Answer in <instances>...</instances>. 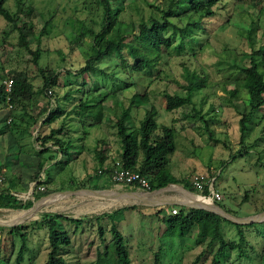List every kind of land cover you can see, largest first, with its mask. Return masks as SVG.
<instances>
[{"label":"rangeland","instance_id":"374dc122","mask_svg":"<svg viewBox=\"0 0 264 264\" xmlns=\"http://www.w3.org/2000/svg\"><path fill=\"white\" fill-rule=\"evenodd\" d=\"M156 1L164 0H123L122 3L119 1L118 5L124 8L120 15L123 20L119 25L120 29L137 32L136 21L141 14L147 16L150 12H154V7L148 5V2L156 3ZM23 2L25 6L31 4L38 12L34 16L36 32H39L44 20L51 16V22L46 31L39 36V40L31 39V47L42 48L38 60L40 65L53 67L58 72L59 86H55L54 90L61 95L68 87V84L64 85L65 81L72 78L66 69L82 65L90 52L91 39L85 32L83 36L81 34L84 31L83 26L92 24V17H96V5L86 3L84 0H23ZM5 5L10 10H15L18 3L17 0H6ZM202 24L203 29L195 31L197 41L187 37L182 43H178L176 36L172 46L163 51L159 63L150 71L146 69L140 72L133 71L120 66L113 57L103 63V67L106 71L114 68L116 77L107 78L94 72V77L88 78L86 85L88 88H95L96 79L110 89L119 82L118 78L125 79L129 84L116 91L115 96L107 97L104 102L105 116L100 123L79 124L74 119L71 120L72 117H76L74 113H71V118H67V127L70 133L68 139L73 146L68 149V153L74 154L76 159L66 164L63 162L66 158L61 156L59 162L51 163L47 167L45 164L41 166L40 171L46 174V177L50 176L47 183H40L45 186L43 191H35L36 179L33 177L38 170L36 164L38 155L35 152L39 149L40 143L36 141L35 136L37 131L41 130L39 124L37 121H32L30 115L19 112L17 108V112H14V121H9L11 122L9 124L6 113L8 110L6 107H1L0 160L5 159L2 160L3 164L5 162V167L0 169V173L4 178L9 175V165L12 163L10 161L14 158L18 157V161L22 162L28 161L27 166L21 164L22 162L20 166L18 164L12 166L17 175L21 174L23 182L18 185V190H14L11 194L20 201H25L32 194L41 196L54 191L80 187L96 188L97 185L107 189H133V186L127 184L107 185L108 181L104 183L101 176H93L97 169L95 149L104 147L109 158L113 156L115 159L118 158L119 138L115 126L117 115L122 107L128 104L129 96L133 92L142 93L146 90L147 102L130 110L131 123L137 126L143 116L144 108L152 104L157 110L155 118L158 124L173 126L175 149L167 155L166 164L175 177L180 182L187 180L190 183L194 174H204L207 179H213V187L221 194L218 202L222 206L230 207L236 214L243 215L263 210L264 104L254 111L246 132L240 140L238 119L241 113L249 109V102L247 88L242 80L243 75L233 67L232 61L235 58L240 63H246L247 53L262 42L264 3L258 8L251 7L247 2L226 0L219 4L213 16L204 18ZM251 25L252 29L248 36L246 30ZM6 28L8 26L0 15V80L14 69H25L32 76L34 86L41 84L40 78L36 75V66L31 61V54L18 45L17 32L3 36ZM126 39L134 40L130 35ZM72 41H80V43L71 45ZM125 49L127 52V48ZM126 56L128 60L131 59L129 55ZM184 67L203 75L206 85L192 91L191 103L168 111L164 108L163 92L185 94V89L182 87L185 83ZM263 67L260 65L264 72ZM59 99L66 109L71 108L76 102V99L70 101H65L62 97ZM42 101L44 99H40L37 105L31 104L32 107H29L31 114L36 112ZM195 110H198L201 116ZM43 116L44 114L40 118ZM58 123H60L59 120L55 124ZM31 125L34 128H30ZM47 129L44 127V132ZM49 148L52 151L48 150L42 154L43 156L47 157L49 152H52L55 157L58 156L56 147ZM43 174L40 172L37 180L39 178L41 181L46 180ZM3 183L4 181L0 183V187ZM191 191L197 193L195 189ZM87 192L80 190L72 193L57 192L58 194L47 197L50 201L42 204L41 210L37 211L35 216L32 215L33 218L23 221L27 222V228H23L25 223H18L17 230L12 231L11 227L2 229L0 231V264H17L15 255L23 237L25 248L23 259L19 264L44 262L48 251L47 227L30 226V222L37 220L44 211L61 212L65 215L84 218L78 225L64 219L59 220L61 227L68 231L70 238L69 244L63 246L61 252L68 264H95V255L101 239L98 223L92 219L93 215L109 212L120 206L139 203L137 194L133 193H115L107 196L97 194L95 197ZM33 200H35L34 197ZM102 201L104 204H101ZM199 201L209 202L200 197ZM109 202L119 204L103 208ZM124 210L120 213L123 220L119 221L118 217L119 222L116 225L122 234L123 244L131 264H153L154 253L159 247L161 248V264H191L204 246L205 242L196 243L195 231H191V234H186L183 238L180 237L178 227H175L170 234L165 233L161 242L158 237L162 236L163 222L161 217L157 216V219L151 214L149 206L141 205L138 213H133L130 209ZM25 213L28 212L19 210L17 214L20 216ZM163 214H166V211ZM210 217L213 218V216ZM111 219L116 220L114 214ZM221 223L225 224L222 226V231L226 238L238 237L233 225L224 220H221ZM109 225L105 218L101 219L100 226L103 228L106 240L112 236ZM155 229L161 231L156 233ZM245 236L248 240L245 249L247 256L243 255L238 259L236 257L238 252L233 249L229 252L228 262L225 264H264V223L259 222L245 229ZM250 244L252 246H249ZM110 249L112 250L111 246ZM221 258L225 259L222 253ZM209 259V254H203L197 264H209Z\"/></svg>","mask_w":264,"mask_h":264},{"label":"trees","instance_id":"16d2710c","mask_svg":"<svg viewBox=\"0 0 264 264\" xmlns=\"http://www.w3.org/2000/svg\"><path fill=\"white\" fill-rule=\"evenodd\" d=\"M5 1L0 0V15L8 26V28L4 29L3 36L5 37L14 31L17 32V43L31 54V61L36 66V75L40 78L41 84L34 86L32 76L25 69H14L10 74L4 76L12 80L9 92H6L3 88L2 80L4 77L0 80V108H7V104L11 103V107L7 108L8 112H6L7 117H11L10 121H14V112H17L16 108L19 112L30 115L29 117L32 118V121H37L44 114L39 124L40 129L43 130L42 132L41 130L37 131L35 136L36 141L40 143V147L35 153L42 155L48 152V150L52 151L49 147H56V151L66 158L62 161L67 164L75 158L74 154L70 155L68 153V149L73 144L68 139L70 133L68 132L67 118L70 119L71 113H74L76 117H72L71 120L74 119L79 124L86 122L90 125L100 123L105 116L104 102L107 97L110 95L115 96L116 91L123 89L129 84L125 79L118 78L119 82L114 84V87L110 89L106 87V84L101 83L95 78L97 81L95 88H88L86 86L88 78H93L94 72L107 78L116 77L114 68L106 71L103 67V63L113 59V57L116 58L120 66L133 71L140 72L145 69L150 71L152 67L159 63L163 51L172 46L176 36L178 37V43H182L187 37H191L197 41L198 38L195 37V31L203 29L202 20L213 16L219 4L226 0H164L161 2L156 1V3L148 2V5L154 7V12H150L147 16L140 15L136 21L137 32L125 29L121 30L119 27L123 22L120 15L124 8L122 5H118V3L119 1L122 3L123 0H84L86 3H94L96 5V17H92V24L83 26L84 31L81 34L83 36L86 33L90 37L91 48L82 65L66 69V72L71 74L72 78L65 81L64 85L67 86L68 84V87L61 95L54 90L55 86H59L58 72L53 67L40 65L38 60L42 48L40 46L31 47V39L39 40V36L46 31L47 26L51 22V16L44 20L39 32H36L34 16L38 12L34 7L31 4H26L25 6L23 0H17V8L10 10L5 5ZM234 1L247 2L251 7L257 6L258 8L264 3V0ZM251 29L252 25L246 30L248 36ZM128 35L133 36L134 40L126 39ZM261 35L262 42L256 48H251L249 53H247L248 60L246 63H240L235 58L232 61L233 67L243 75L242 80L247 88V101L249 102V109L241 113L238 119L240 140H242L246 132L254 111L264 104V72L260 68V65L264 66V32ZM78 43L80 41H72L70 44L74 45ZM125 48H127V52H125ZM126 55H129L131 59L128 60ZM184 70L185 83L182 84V87L185 89V94L163 92L164 108L168 111L186 103H191L192 91L206 85L203 75L190 71L187 67H184ZM47 90H50V92H47ZM61 97L65 101L76 99V102L73 103L71 108L66 109L59 102V98ZM40 99H44V101L37 107L36 112L31 114L29 107H32L31 104L36 103L37 105ZM147 100L148 94L146 90L142 93L133 92L129 96L128 104L122 107L120 113L117 115L115 126L119 138L118 158L122 162V165L138 171L140 175L147 178L149 189H154L179 180L171 173L166 164L167 155L171 154L175 149L173 126L158 124L155 118L157 110L152 104L144 108L143 116L137 126H133L131 123V108L144 104ZM195 112L201 116L198 110H195ZM58 120L60 123L55 124ZM44 127L48 128L46 132H44ZM6 130L8 131V129ZM107 153L104 147L95 149L97 169L100 168L101 170L98 172L96 169L93 173L94 177L108 175L110 178L111 165L105 163L106 158H109ZM47 157L51 159L53 157L52 152H49ZM60 159H56L54 163L59 162ZM113 160L114 158L111 161ZM42 164L43 162L38 163V170L33 175L36 180ZM48 179H50L49 175H47L46 180L41 181L39 178L36 184L47 183ZM113 183L110 178L107 185ZM19 184V178L15 180V177H11L8 180L9 186L0 189L1 206L29 207L31 205L32 199L20 201L10 193V188H16ZM183 185L190 190H194L192 184L187 180L183 181ZM132 186L137 187L136 185ZM102 187V185L96 186V188ZM87 193L90 196L97 197L95 193ZM204 193H207L206 188H204ZM37 197L38 194L37 196L34 195V198ZM199 197L210 201L207 197ZM41 201L46 203L50 200L44 198ZM216 202L221 205L218 201ZM112 206V204H108L103 208ZM171 206H176L178 212L171 214L167 210L166 214H163L166 208L169 209ZM140 207V204L133 203L120 206L109 212L93 215L92 219L98 223L101 239L100 246L97 248L95 255V264H131L116 221L122 210L139 209ZM149 207L152 209L151 213L153 215L158 216L162 213L161 220L164 225L162 235L165 233L170 234L175 227H178V235L180 237L183 238L186 234H191V231H195L194 238L196 243L205 242L203 248L196 254L191 264H197L203 254L210 255L209 264H223V262L225 264L228 262L227 256L229 252L233 249L237 250L238 254L236 257L238 259L243 255L247 256L245 249L248 240L245 236V229L253 227L259 222L264 223V221L235 223L214 212L178 206L176 204H162ZM226 210L232 213V210L228 208ZM113 214L116 220L111 219ZM105 216H108L110 219L109 230L112 236L109 240H106L104 237L103 228L100 226V221ZM210 216H213V218ZM61 219L78 225L82 223L84 218L65 215L61 212L44 211L37 220L30 222V226L47 227L48 251L46 259L42 264H68L62 256L61 251L63 246L69 244L70 238L68 231L61 227L59 223ZM221 220L234 226L238 236L236 239H228L223 235ZM27 227V224L23 225V228ZM15 229H19V225L11 227L12 231ZM23 240L24 237L15 255L17 264L23 259L25 248V241ZM249 246L252 245L250 244ZM221 253L222 256L225 255V259L221 258ZM160 255L161 248L159 247L154 253L153 264H161Z\"/></svg>","mask_w":264,"mask_h":264},{"label":"crops","instance_id":"0c3cea01","mask_svg":"<svg viewBox=\"0 0 264 264\" xmlns=\"http://www.w3.org/2000/svg\"><path fill=\"white\" fill-rule=\"evenodd\" d=\"M43 118V117H42ZM42 118H38V120H37V123L38 124H40V120H42ZM33 127V125H31L30 126V128H32ZM36 127V126H35ZM34 128V127H33ZM28 132V131H27ZM18 149V148H17ZM119 151V150H118ZM61 156H63V155H61V154H58V156H53L51 159L50 158H48V157H46V156H41V155H38V161L36 162V164H37V167H38V163L39 162H43V164H42V166L45 164V166L47 167V165H49V164H51V163H54L55 161H56V159H58V158H61ZM114 158V156L112 157V158H108V159H106V161H105V163L106 164H110V161L112 160ZM27 159V158H26ZM76 159V158H75ZM3 161L5 160L4 158L2 159ZM2 160H0V165H1V168L3 167H5L4 166V164H5V162H4V164H3V162H2ZM33 160V159H32ZM10 162H12L10 165H9V168H10V172L8 171V173H9V175L7 176H5V178L3 179V181H4V183L2 184V187H0V189H2V188H5V187H8L9 185H8V180L9 179H11V177H15V180H16V178H19L20 179V183H22L23 182V178L21 177V174H16V172H15V170H13L12 169V166L14 165V164H20L22 161H18V157L17 158H14V159H12ZM19 162V163H18ZM28 162V161H27ZM27 162L25 161V160H23V162L21 163V164H23V165H26L27 166ZM32 163H33V161H32ZM31 163V164H32ZM29 164V163H28ZM20 166V165H19ZM7 167V166H6ZM42 170V169H41ZM12 171V172H11ZM42 174H43V172L42 171H40ZM39 172V173H40ZM38 173V174H39ZM172 173V172H171ZM173 174V173H172ZM174 175V174H173ZM175 176V175H174ZM7 177H8V179H7ZM43 177H46V174H43ZM101 180H103L104 181V183L106 182V181H108L110 178H109V176L108 175H101ZM102 181V182H103ZM185 181V180H184ZM174 184H171V183H168V184H166V185H164L163 186V188L162 189H160L159 191H153V192H151L150 194H148V195H145V197H147V198H152L153 200H156V201H163V200H166V199H169V200H176V201H191V202H193V201H196V200H199V197L198 196H196L197 194H195V192H193V194H190V193H187V192H185V190L182 188V187H185L184 185H183V181H181L180 182V180L179 181H177V182H173ZM113 184H115V183H113ZM117 185V184H116ZM16 186V185H15ZM130 186H132V185H130ZM162 187V186H161ZM132 188V187H131ZM185 188H187V187H185ZM18 190V186L16 187V188H10V193H12L14 190ZM109 189V188H108ZM144 190V189H141V188H138V187H133V189H121V190ZM155 189V188H154ZM110 190H116V191H120L119 189L117 190V189H110ZM190 190V189H189ZM22 191V190H21ZM88 192H90V191H88ZM33 197H34V195L32 194V196L30 197V198H27V199H32V202L34 201L33 200ZM38 197H40L39 195H38ZM37 197V198H38ZM105 198H107V197H105ZM26 199V200H27ZM36 199V198H35ZM25 200V201H26ZM138 200V201H137ZM137 200H130L131 202H135V201H137L140 205H142V206H157V205H162V204H158V203H161V202H158L157 204H147V203H144V202H139L140 200L139 199H137ZM210 201H212V200H210ZM93 202H95V201H93ZM212 202H215V201H212ZM215 203H217V202H215ZM32 204V203H31ZM101 204H104L103 203V201L101 202ZM109 204H111V203H109ZM218 204V203H217ZM176 205H178V206H183V205H180V204H176ZM221 206V205H220ZM185 207H188V206H185ZM222 207V206H221ZM17 207H9V206H1L0 205V231L2 230V229H8L9 227H12V226H16L17 224V222L18 221H20L19 223H25V224H27V222H23V221H25V220H29L30 218H33L34 216H30L28 213H25V214H23V215H20V216H18L19 214H17L18 213V211L19 210H24V208L25 207H21V209H16ZM27 208V207H26ZM222 208H224L225 210H226V208H228L229 210H232L230 207H225V206H223ZM126 210H129V209H125L124 211H126ZM131 211H133V213H138V209L136 210V209H130ZM167 210H168V208H166V212H167ZM151 211H152V209H151ZM227 211V210H226ZM229 212V211H228ZM253 213H256V212H249V213H247V214H243V215H239V214H236V213H234L233 211H232V214H235V215H237V216H245V215H250V214H253ZM144 214V213H143ZM152 214V213H151ZM18 216V217H17ZM156 216V215H155ZM118 220L119 221H121V220H123V216L121 217L120 216V214L118 215ZM158 217H162V214H159L158 215ZM156 218H157V216H156ZM105 219H106V221L110 224V219L108 218V216H105ZM158 219V218H157ZM116 221V224H117V222H119V221ZM221 225L222 226H224L225 224H222L221 223ZM158 226H160V225H158ZM164 226V225H163ZM11 231V230H10ZM159 232V231H161V230H159V229H155V232ZM156 232V233H157ZM154 234V233H153ZM156 237H157V234H156ZM185 237V236H184ZM158 238H160V240L159 241H161L163 238H164V236L162 235L161 237H158ZM157 239V238H156ZM162 242V241H161ZM164 242V241H163ZM161 246V245H160ZM13 251V250H12ZM11 258V255H10V257H9V259ZM162 262V261H161Z\"/></svg>","mask_w":264,"mask_h":264},{"label":"water","instance_id":"95a60500","mask_svg":"<svg viewBox=\"0 0 264 264\" xmlns=\"http://www.w3.org/2000/svg\"><path fill=\"white\" fill-rule=\"evenodd\" d=\"M171 184H174V183H171ZM162 187H158V188H155V189H150V190H120V191H116V190H110V189H107V188H90V187H80V188H77V189H68V190H60V191H54L52 193H56V192H63V193H72V192H76L77 190H80V191H90L92 193H95V194H99L101 195L102 193L107 196V195H113L115 193H119V194H128V193H136L137 194V199H139L140 201L139 202H144V203H147V204H157L158 202H161V203H158V204H180V205H183V206H188V207H191V208H198V209H203V210H207V211H210V212H214L232 222H235V223H252V222H259V221H263L264 220V209L259 211V212H256V213H253V214H250V215H245V216H237L235 214H232L231 212H228L226 211L224 208H222L219 204L215 203V202H212V201H209L207 203H202L201 201L199 200H196V201H193V202H189V201H176V200H169V199H166V200H163V201H156V200H153L152 198H147L145 197V195H148L150 194L151 192L153 191H159L160 189H162ZM185 192L187 193H190V194H193V192L191 190H189L188 188H185V187H182ZM52 193H48V194H44V195H41L40 197L36 198L32 204L27 207V208H24L25 211L28 212V214H30V216L34 215L37 211L41 210L40 209V206L42 204H44L45 202L41 201L42 199H44V197H46L47 195L49 194H52ZM20 221H18L16 224H18Z\"/></svg>","mask_w":264,"mask_h":264},{"label":"built area","instance_id":"2783aa9c","mask_svg":"<svg viewBox=\"0 0 264 264\" xmlns=\"http://www.w3.org/2000/svg\"><path fill=\"white\" fill-rule=\"evenodd\" d=\"M3 88L6 92H9L11 90V84L12 80L11 78H4L2 80ZM47 92H50V90H47ZM8 99V97H7ZM11 107V103L7 104V108ZM11 120V117H7V122ZM111 169H110V178L115 184H127V185H136L138 188L144 189V190H150L149 189V182L147 178L140 175L138 171L124 167L122 165V162L119 158H114L113 161L110 163ZM101 169L98 168L97 171L99 172ZM3 175L0 173V183L3 181ZM37 181V180H36ZM191 184L196 193L199 196L207 197L211 200L218 201L221 199V194L215 190L213 187V179H207L204 174H194L191 179ZM204 188L207 189V193H204ZM34 189L36 192L43 191L45 189V186L42 184H34ZM15 194V193H14ZM168 212L171 214L177 213L178 208L176 206H171L168 209Z\"/></svg>","mask_w":264,"mask_h":264},{"label":"bare ground","instance_id":"6f19581e","mask_svg":"<svg viewBox=\"0 0 264 264\" xmlns=\"http://www.w3.org/2000/svg\"><path fill=\"white\" fill-rule=\"evenodd\" d=\"M83 191H85V190H83ZM56 194H58V193L56 192V193L49 194V195H47V196L44 197V198L51 197V196L56 195ZM102 194H103V193H102ZM133 194H136V193H133ZM189 202H191V201H189ZM109 203H112V205L119 204L118 202H109ZM132 204H133V203H132Z\"/></svg>","mask_w":264,"mask_h":264}]
</instances>
